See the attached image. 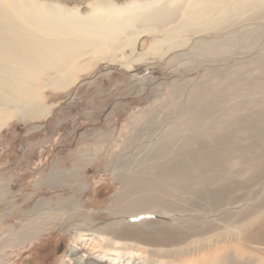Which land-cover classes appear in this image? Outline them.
Masks as SVG:
<instances>
[{"label": "rangeland", "instance_id": "obj_1", "mask_svg": "<svg viewBox=\"0 0 264 264\" xmlns=\"http://www.w3.org/2000/svg\"><path fill=\"white\" fill-rule=\"evenodd\" d=\"M254 1L195 33H143L135 48L82 58L71 82L44 83L33 92L20 108L32 116L12 117L0 128V264H75L68 256L71 235L118 219L168 227L209 220L212 215L194 220L179 207L194 202L190 190L200 189L204 178L229 171L243 182L242 200L226 209L232 216L225 220L264 203V160L250 164L227 149L229 137L255 136L243 123L258 125L264 111V0ZM203 101L212 109L192 119L190 109ZM189 145L227 155L224 166L197 159L185 184L160 172ZM119 194L129 200L115 203ZM148 195L155 198L141 200ZM109 205L133 214H109ZM155 225L146 238L108 244L111 251H125L129 264L191 263L214 249L232 251L242 239L174 238ZM252 231L242 237L255 236Z\"/></svg>", "mask_w": 264, "mask_h": 264}, {"label": "bare ground", "instance_id": "obj_2", "mask_svg": "<svg viewBox=\"0 0 264 264\" xmlns=\"http://www.w3.org/2000/svg\"><path fill=\"white\" fill-rule=\"evenodd\" d=\"M67 1L74 4H62L58 0H0V128L12 117L32 116L21 112L20 108L31 101L33 92L44 83L55 81L64 85L71 82L77 75V61L82 58L94 54L103 57L110 52L114 56L126 44L135 48L143 33H162L165 38L174 37L179 32L195 33L209 24L224 23L234 8L253 4L251 0ZM210 105L204 101L196 104L190 109L192 119L206 116L212 109ZM41 112L36 110L34 114L39 115ZM263 113L256 117L258 125L256 120L243 123L246 128L250 126V134L255 133V136L244 139L245 142L235 140L236 143L227 134L228 142L233 143L227 148L229 154L248 163L251 161L250 164L264 160V130H261ZM184 153L183 156H175L174 163L160 168V172H170L182 184L190 179L197 159H203L207 166H224L228 157L205 146L192 148L189 145ZM232 172L224 173L214 180L204 178L200 182V189L190 190L197 195L194 202L179 207L180 211H191L194 220L212 215L209 220L188 224L182 221L185 225L180 227H168L167 223L153 219L109 221L93 231L74 232L69 243L68 256L72 254L69 260L75 264H99L101 260H110V264H129L126 252L117 249L111 251V245L120 240L127 242L129 239L146 238L153 231L149 226H156V223L160 224L158 231L174 238L195 235V239L211 243L236 236V239L241 237L247 242L262 244L246 247L240 242L241 239L237 240L238 245L232 251L214 249L212 253L197 257L191 263L172 260L165 264H264V257L258 255V252L264 253V203L242 210L233 222L225 220L232 216L231 212H225L226 209L239 202L240 198L242 200L240 189L243 182L232 180L229 176ZM154 198L148 195L141 200ZM125 200H129V196L119 194L115 203L120 204ZM116 207L113 210L109 205L108 213L133 214ZM173 208L171 210L178 209ZM48 212L56 214L58 211L54 209ZM250 228L255 236L242 237V233ZM100 238L107 243L98 242ZM78 249L83 252L78 253ZM108 253L115 256H107Z\"/></svg>", "mask_w": 264, "mask_h": 264}]
</instances>
